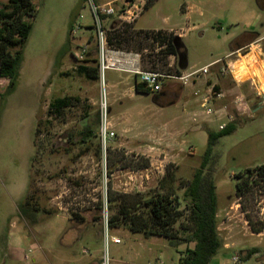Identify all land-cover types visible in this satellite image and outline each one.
<instances>
[{"label":"rangeland","instance_id":"rangeland-1","mask_svg":"<svg viewBox=\"0 0 264 264\" xmlns=\"http://www.w3.org/2000/svg\"><path fill=\"white\" fill-rule=\"evenodd\" d=\"M34 3L37 17L21 50L17 80L0 98V263L102 264L108 259L109 264H183L194 244L174 248L165 238H145L122 223L107 227L105 209L110 194L133 202L138 194L161 193L159 184L165 182L167 189L170 184L165 178L173 174L171 186L179 211L185 213L176 229L187 236L180 228L188 216L181 183L192 180L208 150L207 129L201 124L206 117H222L216 104L211 106L212 115L202 108L206 93L201 84L212 81L230 85L234 91L223 103L224 122H235L237 129L218 142L208 163L216 180L218 231L224 244L210 264H264V176L255 170L252 188L242 197L236 195L234 180L247 169L264 166V104L259 107V98L251 100L256 91L251 83L243 84L264 75V68L254 74L258 67H247L252 64L248 59L237 63L242 78L233 83L230 71L220 73L225 64L214 66L208 75L191 79L179 100L158 95L159 105L156 95L135 92L133 75L108 71L109 122L115 137L101 153L99 124L91 126L96 137L87 144L80 143L79 135L87 122L98 120L100 93L99 82L79 74L83 64L74 59L94 36L88 2ZM184 4L195 6L189 17L182 13ZM159 5L138 27L182 31L189 64L186 73L226 58L231 43L244 31L264 35V0L263 8L258 0H160ZM79 25H88V31L72 34ZM249 25L252 29L246 28ZM135 31L134 27L126 31L120 47L139 53L146 49L144 70L174 74L167 68L171 61L166 52L156 54L149 36ZM16 52L10 50L8 56L13 58ZM248 52L246 48L240 54L244 57ZM94 63L89 61V66ZM8 84L0 79V94ZM67 97L78 98L80 104L56 116L50 104ZM219 125L213 123L210 129L218 132ZM254 228L262 233L255 234ZM254 249L258 253L247 259Z\"/></svg>","mask_w":264,"mask_h":264},{"label":"trees","instance_id":"trees-1","mask_svg":"<svg viewBox=\"0 0 264 264\" xmlns=\"http://www.w3.org/2000/svg\"><path fill=\"white\" fill-rule=\"evenodd\" d=\"M260 8L261 0H258ZM37 6L34 0H7L6 3L0 4V79L9 82L6 92L0 94V98L8 94L14 87L18 77L19 65L22 57V49L27 43L33 21L37 16ZM260 38L258 32L244 31L231 43L232 52L243 49ZM175 37L168 36L166 56L177 55L176 48L173 45ZM180 46V54L183 60L186 57V48ZM19 49V50H18ZM17 50L13 58L8 56V51ZM78 73L87 77L90 81H98V69L85 65L77 69ZM178 72V71H177ZM135 91L137 93L149 94L144 90L142 85H137L135 81ZM157 100L159 97L157 96ZM80 104L78 98H59L54 100L49 108L56 116L66 110ZM98 120L87 122L83 127L80 135V143L87 144L95 134L91 129L94 124H99ZM237 129L235 122H230L225 128L218 132L207 129L208 133V150L205 154L201 167L195 172L192 180L188 183H181L180 189H184L183 202L186 205L187 220L180 224L182 231L187 236H180V231L176 229L184 212L179 211V201L175 197L176 190L171 186L175 181L173 174H168L165 178L170 186L166 189L165 182L160 183L159 187L162 192L155 195L138 194L133 202H128L125 197H115L111 194L107 199L106 207L109 214L108 227H114L122 223L129 227L130 231L135 234H141L145 238L161 237L165 238L169 244L178 248L183 245L194 244L192 250H188L187 256L182 260L183 264H210L213 258L224 247L223 240L218 231V202L217 186L212 168H208L211 160L213 148L224 137L232 135ZM100 150L101 144H99ZM102 153V150H101ZM143 165L142 168H147ZM257 170L261 176H264V166L256 169H247L243 173L234 176L236 184V195L244 196L250 191L254 182H250L253 172ZM262 173V174H261ZM164 179V180H165ZM163 180V181H164ZM165 191V192H164ZM104 209V203L100 205V210ZM144 209V211H142ZM34 211H38L34 209ZM53 215L52 212H47ZM99 219H94L97 222ZM255 234L262 233V229H253ZM258 250H250L247 259Z\"/></svg>","mask_w":264,"mask_h":264},{"label":"built area","instance_id":"built-area-1","mask_svg":"<svg viewBox=\"0 0 264 264\" xmlns=\"http://www.w3.org/2000/svg\"><path fill=\"white\" fill-rule=\"evenodd\" d=\"M88 2L90 13L93 21L92 31L94 32L93 38L95 39L96 55L95 59L90 56L89 44L84 47L81 52L74 54V59L83 65L94 60L96 68L98 69V82H99V135L102 149L107 150L108 143L115 137V133L112 131L111 124L109 122L110 104H109V92L107 82V72L117 71L123 72L135 77L137 85H142L144 90L151 94H159L163 91L164 87L169 82L182 83L183 87L194 77L198 75H208L210 68L225 64V68L220 70L221 75H224L226 71H230V59L234 56H238L246 48L253 47L250 45L246 48L232 52L223 60L213 62L212 64L191 73H175V74H163L157 70H144L142 66L143 56H149V51L146 49L142 52L127 51L125 48L120 47L121 43L125 40L126 31L134 29L145 36H149V41L154 44L156 50L155 53H165L167 51L168 43L165 40L166 36L161 34L160 31L148 33L144 30L135 28L136 23L140 19L141 10L140 7L134 4H128L122 8H115L112 4L97 5L94 0H85ZM81 25L72 29V34L77 30H81ZM135 31V32H136ZM91 58V59H90ZM93 58V59H92ZM224 95L217 93L212 89L209 95L206 97L205 102L202 104L204 112L208 115L215 114L211 106L214 100H222ZM227 124H223L220 129L226 127ZM105 223L108 227V210L105 209ZM106 236L109 237V232L106 230ZM115 243H120L119 240L113 237ZM234 263H238L237 257L233 258ZM102 264H109V260L105 259Z\"/></svg>","mask_w":264,"mask_h":264},{"label":"crops","instance_id":"crops-1","mask_svg":"<svg viewBox=\"0 0 264 264\" xmlns=\"http://www.w3.org/2000/svg\"><path fill=\"white\" fill-rule=\"evenodd\" d=\"M6 2H7V0H0V4L6 3ZM94 2L97 5L112 4L115 8H122V7H124V6L128 5V4H134L135 6L140 7V10H141L140 19L138 20V22L135 25V28L139 29V30H144V29L138 27L139 22L147 14H150L154 9L156 10L158 7H160V5H159L160 0H94ZM184 5L183 6L186 7V10L182 11V13L185 14L186 17H189L192 14V12L195 10V8H193L195 6H190V5L188 6L187 4H184ZM169 20H170L169 17H166L164 19V21H166V22H168ZM85 27L86 28L83 27L79 31H81L83 33L87 32L88 29H89V26L85 25ZM246 28L247 29H252V25L246 26ZM144 31H147L148 33L160 31L161 34H163V35L165 34L164 36H166V38L168 36H173L175 38H177V37L180 38L182 41L184 39L183 32L179 31L178 29L171 28V29L168 30V29L156 28V29H152V30H146L145 29ZM253 32H256V31H253ZM71 33H72V30H71ZM169 33H174V34L172 35V34H169ZM258 33L261 35V38L256 42V46L254 45L253 47H251V50L249 48V52L246 53V55H244V57L241 56V54H239L238 56H234V57H238L237 59L230 60L231 61L230 73L232 75L233 83H238L239 80L242 78L241 74L236 72L237 70L235 69V66H236L237 63H241L242 64L244 60L248 59V61H250L252 63V64L248 63V65H246L247 67L252 68L253 65L258 67V69H257L258 72L254 71V74L259 73V71L262 72L261 68L262 69L264 68L263 67V64H264V50H263V47H261V45L263 46V43L261 42V39L262 38L264 39V35H262V33H260V32H258ZM166 38H165V40H166ZM86 44H89L90 56H92L95 59V55H96L95 39L92 36H90V38H89V40H88V42ZM230 52L232 53V50ZM168 60L171 61L168 64V66H167V68L170 71L174 70V74L175 73H180V74L183 73V72H180L179 69H178L177 55L176 56L175 55L168 56ZM90 61H92V60H90ZM84 65L89 67V62H87ZM94 65H95V63H94ZM95 67H96V65H95ZM171 74H173V73H171ZM244 74H246V73H244ZM249 83H251L252 87L256 88V91L254 93H252L253 98L251 100L255 101L254 99H258L259 98V100H260L259 107H261L264 104V75H256L254 77H250V79H248L247 81L243 82V84H245V86H248ZM197 84H198V81L194 80V85H197ZM201 85H202V87H204V92L206 93V97L209 95V93H210V91L212 89H214L215 92L221 93V94L224 95V99H222V100H214V102H213V105L216 104L217 109H219L217 111H218V113H220L222 115V117L220 118V116H219L216 119H212V118L206 117L207 120H205L201 124V127L211 130L210 129V125L213 124V123H217V124H220L219 125V128H220L223 124H225V122H224L225 121L224 120L225 119V116H224L225 115L224 114L225 107H223V103H224V101L226 99V96L228 94L234 92V91L231 89L230 85H227V84H222V85L221 84H216V83H214L212 81L205 82L204 85L203 84H201ZM185 88L186 87H183V86H180V85H176V84H173V83L169 82L164 87V89H163V91L161 93L153 94V95H156L155 101L159 105L158 101H160V99L157 100V96L158 95H166V96L172 97V100H176L177 101L182 96L183 92L185 91ZM134 90H135V85H134ZM137 94H142V93H137ZM149 94H151V93H149ZM142 95H146V94H142ZM238 99L240 100V98H238ZM221 121H223V122H221ZM148 136H150V135H148ZM157 136H158V134L155 133L154 137H157ZM0 264H2V263H0Z\"/></svg>","mask_w":264,"mask_h":264},{"label":"water","instance_id":"water-1","mask_svg":"<svg viewBox=\"0 0 264 264\" xmlns=\"http://www.w3.org/2000/svg\"><path fill=\"white\" fill-rule=\"evenodd\" d=\"M180 42H182L181 44L183 45L184 48H186L183 41L178 37L174 39L173 45L175 46L176 52H177L176 54H177V59H178V69L180 72H186L188 70V65H189L188 64V54L186 50V57L183 60V56L180 54V46H179Z\"/></svg>","mask_w":264,"mask_h":264},{"label":"flooded vegetation","instance_id":"flooded-vegetation-1","mask_svg":"<svg viewBox=\"0 0 264 264\" xmlns=\"http://www.w3.org/2000/svg\"><path fill=\"white\" fill-rule=\"evenodd\" d=\"M260 38H261V35H260ZM260 38H259V39H260ZM261 42L264 43V39H263V38L261 39ZM263 45H264V44H263Z\"/></svg>","mask_w":264,"mask_h":264}]
</instances>
